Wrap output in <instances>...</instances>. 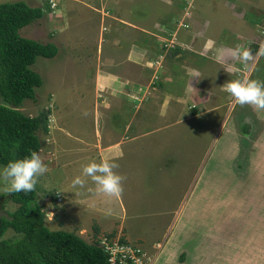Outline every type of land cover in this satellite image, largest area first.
<instances>
[{"label": "rangeland", "instance_id": "374dc122", "mask_svg": "<svg viewBox=\"0 0 264 264\" xmlns=\"http://www.w3.org/2000/svg\"><path fill=\"white\" fill-rule=\"evenodd\" d=\"M21 1L30 7L50 8L42 19L22 29L21 35L42 43L53 42L59 50L54 58H37L32 68L42 76L43 86L36 89L35 101L27 100L23 104V110L31 116L49 112V133L40 132L43 145L39 152L48 170L35 187L38 203L46 214L47 227L54 231L76 232L88 242L96 236L97 227L98 235L120 236L143 250L151 264L166 242L165 234L175 227L169 238L172 242L180 237L182 228L185 229L183 233H189L188 229L195 226L196 242L203 240L208 226L212 229L222 224L223 235L240 239L242 235H249L252 228L261 226L264 229V211L260 212L264 206V182L260 178L257 181L262 184L254 177L251 179L262 166L260 142L264 139V110L236 104L222 88L229 80L249 77L253 67L252 79L264 81V56H256L260 44L264 43V0H171L178 2V8L160 0H134L139 11L135 17L153 21L147 23V27L154 36L140 29L145 39L138 35L139 28L130 18L134 16H127L131 24L122 15L127 7L119 4L126 0H76L77 3L70 0H0V4ZM100 4L105 5V13L98 6ZM108 7L115 9L112 14L107 13ZM245 14L247 19L253 17L260 21L259 26L251 28L249 37L238 39L241 47L252 53L253 59L245 64L226 52L219 56L205 52L209 58L192 55L190 63L199 67L200 87L204 90L198 93L190 84L198 95L192 91L194 95L190 96L188 111L182 113L175 105L166 117L158 115L154 99L147 96L135 117V126L138 122L139 129L146 132L152 131L153 125L162 128L141 135L133 144L130 138H125L129 152L124 150L126 157L114 159L118 163L114 171L124 177L123 190L115 198L119 197L125 208L122 209L116 199L115 205L107 195H102L106 197L101 200L94 198L92 193L96 191L87 188L96 186L82 176V166L104 160L97 145L102 143V148L108 139L117 135L115 129L116 132L107 136L106 124L112 128L121 127L125 115H130L137 104L135 99H129L124 114L116 109L106 115L101 110L100 116H95V110L101 109V101L104 103L110 96L109 91L95 88L96 74L106 75L108 68L115 70L109 66L121 59L114 42L122 35L119 45L128 47L132 37H140L136 42L157 47L159 38H164L160 30H165L168 40L160 41L163 46L166 44L165 49L176 43L167 37L169 33L178 38L180 34L185 39L191 34L194 22L203 25L212 37L222 30L224 35L220 37L233 47L240 30L248 33L235 17ZM181 19L185 20L184 28H180ZM156 20L166 29H158L154 25ZM202 48L203 42H200L196 49ZM218 57L221 63L216 61ZM186 64L188 62L181 63L183 67ZM167 76L171 77V73ZM187 77L178 72L166 81L165 90L180 95L186 90ZM205 87L214 95L209 97L210 103L206 102L205 108L218 106L207 111L199 108L203 106L200 98L208 93ZM141 91L142 96L145 90ZM148 100L153 102L151 107L143 105ZM180 116L182 119L172 120ZM97 130L103 132L101 142L97 139ZM76 176L85 180L83 189L72 187ZM7 184L0 179V217L17 208V204L3 196L7 194L4 191ZM258 185L260 190L253 189ZM58 195L59 200H55ZM251 199L259 200V209L250 211L255 201ZM13 236L11 230L5 234V238ZM157 243L155 248L153 245ZM189 245L192 246L193 241ZM183 260L181 258V262Z\"/></svg>", "mask_w": 264, "mask_h": 264}, {"label": "crops", "instance_id": "0c3cea01", "mask_svg": "<svg viewBox=\"0 0 264 264\" xmlns=\"http://www.w3.org/2000/svg\"><path fill=\"white\" fill-rule=\"evenodd\" d=\"M70 1H72L73 3H77L76 0H70ZM160 1L171 6L175 5V7H177V3H178L177 1H171V0H160ZM108 5H110V3ZM112 5L117 7L115 3H113ZM119 5L120 6L124 5L125 7L130 8V9L126 8L127 11L123 10L122 15L128 20L126 22L132 24L133 21L135 22V24H137L134 25L139 28L138 35L140 34V36L141 37L143 36L145 39L146 35L140 33V29L146 30V32L151 31L150 29H148L147 23L150 22L153 23V21L151 20L141 21L138 19V17H135V14H138L139 11L137 9V2H135L134 0H126L125 2H120ZM98 6L100 8L102 7L103 8L102 13H105L104 11V9L106 8L105 5L101 6L100 4ZM133 7L135 8L133 9ZM113 10H115L113 7H108L106 11L107 13L110 12V14H112ZM126 13L127 15H125ZM127 16H134V17H130L132 20L131 21L130 18L128 19ZM246 16H247L246 14L245 16H240V17L235 16L241 21V23L244 24V27L248 29V33L247 31L244 30H240L238 32L235 41L233 43L234 46L236 47L242 46V44L238 39L242 38L243 36L249 37L250 33H252L253 26L257 27L260 24V21H258L257 19L253 17L247 19ZM183 20L180 23V25H182L180 28H182L186 24L185 20L184 21ZM154 25L158 26V29H162V28L166 29L165 27L162 26L163 24H161L158 20L154 21ZM192 25L193 26H191L192 29L190 32L191 34H187L185 39L182 38L180 34L178 38L177 35L171 36V33H169L167 37L170 39L172 38L170 41L171 42L176 41V43L175 44L171 43L168 46V48L165 49L164 46H166V44L163 46V44L161 43L162 41L164 42V40H168L166 38L165 30L164 31L160 30L162 31L160 34L164 38L163 39L159 38V41L156 42L157 47H154L152 44H148L147 42L143 44L141 43V41L136 42L137 40L140 39V37H132L131 40L129 39L130 40L129 43H131V45H129L128 47H122L119 45L121 40H123L122 35H120L119 36L120 38L114 42L117 48V50L115 51H118L117 56L121 57V59H119L116 62V64H114L113 66H109V67H115L114 68L115 70H113L112 68H108V72L106 73V75L95 73L96 74L95 82H94L96 86L95 88L97 90L104 89V91L106 90V92L109 91L110 93L108 100H104V103H102L101 101L102 106L100 111L99 108H98V112L97 109L95 110V116L99 117L101 110H104L103 113L104 114L106 113V115H108V112L116 111V109L117 112L124 114L123 112L124 108L127 107L126 101H128L129 99L132 100L135 99V101H137V104L135 105V108L130 115H125V120H123V122L121 123V127L112 128L111 126H109V124H106L105 134H107V136H110V134L114 133V131L116 132L115 129H117L116 132L117 135L114 136L113 138L108 139V141L105 142L106 145H103L102 148H100L102 143H99L97 145L100 151L102 152L103 159L114 160L119 157H126V154L123 153L124 150H127V146H128V143L126 142L125 138L127 139L130 138L129 141H131L133 144L136 140L141 138V135H148L151 132H154L156 128L158 130L162 128L159 127L160 125H158L157 127L153 125L154 129L152 131L146 132L139 129L138 122L136 123L135 126V117L138 114V112L141 111L142 109L141 103H143L146 100L147 96H151V98L154 99L155 106L156 108L159 109L158 115L161 117H166V115L170 113V110L175 105L177 106V108L180 109L182 113L184 111H188V102L190 100V96L192 97V95L194 94L198 95L197 91L196 90L193 91V89L189 88L188 85L192 84L194 87H196L198 93L199 91L204 90V88L201 89L200 87L201 86L200 81H202L200 80V78H202V76L200 74L199 67L196 64L192 65L190 63L191 61L193 62L192 55L197 54L202 57L209 58L208 54L205 55V52L206 53L212 52L213 55L219 56L225 54V52L232 53V50L236 48L234 46L231 47L229 45H226L225 39L220 37L224 35L222 30L217 31L215 35L212 37L211 36L212 33L205 32V27L203 25H199L194 22L192 23ZM178 31H179V27H178ZM148 33L154 36L152 32H148ZM135 35L136 34H134L133 36ZM128 38H130V36H128ZM129 40L127 39V41ZM200 42H203V48L201 50H197L196 48L198 44H200ZM146 45L151 47H146ZM154 49H156L157 51H154ZM161 50H163V52H160ZM171 52H173L174 55H171ZM183 57L185 58V60L183 59ZM260 57L261 56H259V58ZM111 59L114 61L115 57L112 56ZM219 60L222 59L218 57V60L216 59V61L219 62ZM182 62L183 63L188 62V64H186L183 67L181 65ZM253 70L254 67L249 75V78H252ZM178 72L183 74L185 73L186 76H188L186 79L187 81L186 90L185 92L180 93V95L170 94V92H167V90H165L164 87L165 83L167 80L172 79L173 75L176 76ZM160 73L162 74V76H160ZM167 73H171V77H168ZM143 86H145V88ZM142 88L145 90V92L141 96L140 94L142 92L141 91ZM206 89L208 92L207 95L203 94V97L200 98L201 100L200 104L201 105L203 104V106L199 107L204 111L205 110L207 111L214 107H218V106H211L210 104H208L211 106V108L208 109L205 108L206 102L210 103L209 97L214 96L211 94V91L208 88ZM192 91L194 94L192 93ZM143 105H145L146 107H151L153 105V102L149 101L144 103ZM217 105H219V103ZM262 115L264 117V114ZM179 119H182V117L180 116L172 120L178 121ZM48 130H49V125H48ZM96 133L98 136L97 137L98 141L100 139L101 142V139H103V135L101 133L103 132L97 130ZM260 143L262 148L260 152L261 155L260 160L262 166L260 168L259 173L261 174L255 173L251 179L255 178L257 181V178H260L264 182V139H262ZM127 152L129 151L127 150ZM133 152L134 151L132 149V154ZM88 181L90 180H87L86 182ZM251 181L249 182L251 183ZM257 182L260 184L263 183V182H259V180ZM78 187L80 188V186ZM260 187L261 186L258 185L255 186L253 189L260 190ZM81 188L83 189L84 187ZM87 189L95 190V187H91V188L89 187ZM96 193H92V194L94 198L95 197L99 198L98 200H101L103 197H106V196H102L105 195L103 193H98L97 191ZM246 193H247L246 195H248L249 191H247ZM262 194H264V192ZM112 199L114 200L113 203H115L116 205L115 199L118 201L119 197L115 198L114 196L111 198V201ZM251 200H255V201L250 206V211L259 209L257 206L258 204L257 202H259V200L256 199H251ZM120 205L122 209L125 208L122 201H120ZM89 206L90 205H88V207ZM263 211H264V206L263 208H260V212ZM193 224L192 226H195ZM222 226L224 225L222 224H220V226L214 225L212 229H210L208 226L207 230L204 231L205 237L203 238V240H200L199 242L195 241L198 236L193 229H195L196 226L188 229L189 233H183L185 229L182 228L181 233L179 234L180 237L176 239V242H172L169 239L172 236L173 231L175 230L176 227L171 229L170 231L168 230L169 232L165 234L166 242L160 247L161 252L157 254L154 264H264V229H261V226L252 228L250 230L251 232L248 233L249 235L247 234L242 235L241 239L223 235L220 228ZM192 241H193V245L191 246L189 245V242L191 243ZM158 244L159 243L153 246L157 248L156 246ZM181 258L182 260L184 259L182 262H181Z\"/></svg>", "mask_w": 264, "mask_h": 264}, {"label": "trees", "instance_id": "16d2710c", "mask_svg": "<svg viewBox=\"0 0 264 264\" xmlns=\"http://www.w3.org/2000/svg\"><path fill=\"white\" fill-rule=\"evenodd\" d=\"M49 9L30 7L23 1L0 4V165L32 151L39 153L40 132L49 131V112L31 116L23 104L35 101L36 89L43 86L42 76L32 68L37 58H54L59 50L53 42L21 35L22 29L42 19ZM37 195L36 188L3 195L17 208L0 217V264H108L101 241L104 237L113 240V234L98 235L96 227V236L88 242L76 232L51 230ZM1 199L2 195L0 204ZM9 230L15 235L11 239L5 238Z\"/></svg>", "mask_w": 264, "mask_h": 264}, {"label": "clouds", "instance_id": "9594fccd", "mask_svg": "<svg viewBox=\"0 0 264 264\" xmlns=\"http://www.w3.org/2000/svg\"><path fill=\"white\" fill-rule=\"evenodd\" d=\"M233 58L242 63L253 59L252 53L237 46L232 50ZM256 56H264V43L257 49ZM190 88H193L189 84ZM222 88L238 105H250L257 110H264V81L249 77L232 79L222 84ZM118 167L115 160L104 159L100 162L91 161L82 166V176L89 178L96 186L95 190L109 197L117 196L122 192L123 176L114 171ZM47 165L42 161L36 151L28 155L9 160L6 164L0 165V179L8 182L4 189L7 193H28L35 189L38 179L47 172ZM85 180L76 176L72 180V187H83ZM60 195H58V200ZM50 215L53 214L49 212Z\"/></svg>", "mask_w": 264, "mask_h": 264}, {"label": "built area", "instance_id": "2783aa9c", "mask_svg": "<svg viewBox=\"0 0 264 264\" xmlns=\"http://www.w3.org/2000/svg\"><path fill=\"white\" fill-rule=\"evenodd\" d=\"M122 239L120 236L113 240L102 238L101 245L108 255V264H151L143 250Z\"/></svg>", "mask_w": 264, "mask_h": 264}]
</instances>
